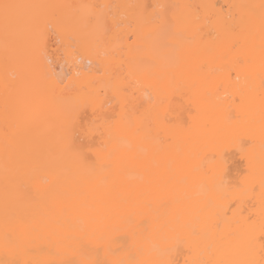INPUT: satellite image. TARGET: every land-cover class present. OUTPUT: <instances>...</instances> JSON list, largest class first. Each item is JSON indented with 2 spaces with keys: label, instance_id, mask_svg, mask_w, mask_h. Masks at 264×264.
<instances>
[{
  "label": "snow or ice",
  "instance_id": "1",
  "mask_svg": "<svg viewBox=\"0 0 264 264\" xmlns=\"http://www.w3.org/2000/svg\"><path fill=\"white\" fill-rule=\"evenodd\" d=\"M133 36L143 55L113 47ZM221 49L238 85L227 107L207 91ZM91 56L119 61L106 89L78 86ZM189 88L200 91L177 115ZM0 112V264H264V0H0ZM132 173L139 183L125 184ZM50 174L61 177L47 193L55 220L28 211ZM69 215L72 233L122 243L103 259L84 246L48 258L60 254L31 237Z\"/></svg>",
  "mask_w": 264,
  "mask_h": 264
},
{
  "label": "bare ground",
  "instance_id": "2",
  "mask_svg": "<svg viewBox=\"0 0 264 264\" xmlns=\"http://www.w3.org/2000/svg\"><path fill=\"white\" fill-rule=\"evenodd\" d=\"M20 2H46V3H166V4H216L218 6L227 5L229 3H259V0H20ZM122 31L127 32L129 29L125 28ZM207 31V30H206ZM126 47L129 49L127 55L129 56H141L144 53L137 51L138 48L142 47V42L138 41L135 36L128 38L126 37L119 45L114 44V48ZM111 51V49H109ZM50 54L59 60L61 52L59 46L53 41L50 48ZM233 53L226 49H221L219 53L209 60L210 67L213 69L211 77V84L207 91L212 94V102L227 107L230 103V97L235 93L236 85L233 80L235 75L232 71V59ZM92 60V67L88 72L82 74L78 86L87 85L91 91H99L100 89H106V82L110 79L111 72L115 71L119 65V61L113 60L111 67H105L106 61L97 57H89ZM103 73V74H101ZM193 80L199 81L201 84L205 79L204 74L193 73ZM90 81H97L95 84L89 83ZM186 95L181 101L180 97L176 98V102L173 104L175 113H180V103H187L192 95L200 91V88H189L186 89ZM111 111V109H109ZM3 117L0 112V156L3 153V133H2ZM163 131L165 134L168 132L167 127L158 128L157 132ZM50 183L44 185L39 181L35 182V188L37 189V195L35 201L28 206V211L36 213L39 217L51 215L53 220L56 219L55 212L51 206L50 197L47 193L50 190H55L58 187V183L61 180L59 174L49 175ZM124 182L127 185H135L139 183L136 178V174L132 173L124 178ZM195 190V188L193 189ZM58 211V206L56 208ZM75 223V216L69 215L63 217L61 223L50 222L47 226L38 232L34 233L31 239L34 240V246L36 248H43L49 250H56L59 252V256L48 257L52 259L67 258L71 259L74 257L73 247L79 248L80 246L98 249L100 251V258H105L104 250L109 246L113 249L119 247L122 243L118 234H97L95 236H81L79 233L71 232V225ZM3 193H2V177H0V259L4 258L3 249ZM75 235L76 239H68L69 236ZM29 259L31 257H28Z\"/></svg>",
  "mask_w": 264,
  "mask_h": 264
}]
</instances>
